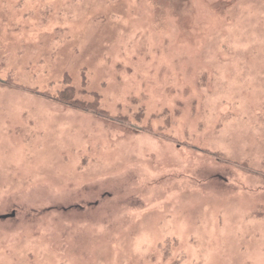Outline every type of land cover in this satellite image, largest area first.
Here are the masks:
<instances>
[{"label":"rangeland","instance_id":"rangeland-1","mask_svg":"<svg viewBox=\"0 0 264 264\" xmlns=\"http://www.w3.org/2000/svg\"><path fill=\"white\" fill-rule=\"evenodd\" d=\"M3 215L0 264H264V0H0Z\"/></svg>","mask_w":264,"mask_h":264},{"label":"trees","instance_id":"trees-1","mask_svg":"<svg viewBox=\"0 0 264 264\" xmlns=\"http://www.w3.org/2000/svg\"><path fill=\"white\" fill-rule=\"evenodd\" d=\"M59 99L72 107H76L84 111H92L100 115H106V112L99 107L96 100H94L93 103L83 101L74 95V91L72 88H67L62 91L59 95Z\"/></svg>","mask_w":264,"mask_h":264},{"label":"water","instance_id":"water-1","mask_svg":"<svg viewBox=\"0 0 264 264\" xmlns=\"http://www.w3.org/2000/svg\"><path fill=\"white\" fill-rule=\"evenodd\" d=\"M5 217H7V215H3V216H1L0 218H5Z\"/></svg>","mask_w":264,"mask_h":264}]
</instances>
